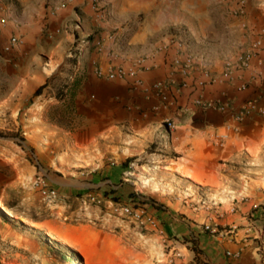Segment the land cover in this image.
I'll use <instances>...</instances> for the list:
<instances>
[{"label": "crops", "instance_id": "crops-1", "mask_svg": "<svg viewBox=\"0 0 264 264\" xmlns=\"http://www.w3.org/2000/svg\"><path fill=\"white\" fill-rule=\"evenodd\" d=\"M66 1L68 0H0V13L6 22L5 27L0 28V44L7 41L11 32V34L25 36L27 46L25 51L0 50V66H2V72H6L0 73V76H12L9 90L0 97L1 109L9 108L14 116H18L19 111L24 108L28 115L25 119L28 128L26 148H20L13 141H0V205L3 207V210L0 209V214L8 219L6 212L12 213H10L11 222L16 228H12L11 236L28 238L36 234L38 230L47 231L50 224L44 216L50 206L67 208L70 205L64 201L57 205L43 204L37 207L30 204L28 198L35 195L34 190L30 189V182L37 173V167L28 159L25 149H32L40 159V163L43 166H50L53 171L55 166L59 168L63 164L61 159L67 157L65 154L74 161L77 159L92 161L99 167H104L105 157L125 160L143 154L154 142L166 144V150L170 153L175 152L177 159H169L167 156L168 159H164L166 160L164 161L165 171L168 174L180 175L189 181L195 196L193 200L220 201L221 205L230 207L231 210L237 205L242 207L243 204H237L243 194L244 181L240 177L243 169L242 162L244 157L254 152V127L259 123H262L260 133L262 137L264 136V116H249L241 130L235 133L230 125L232 123L230 115L233 110L238 109L244 98L250 96V91L239 92L235 87L229 86L231 109L222 113L214 109L202 108L184 110V113L181 112V118L178 119L176 129L170 131L164 127L163 123L167 111L163 108L152 109L154 104L160 102L157 97H145L138 94L132 97L128 95L125 85L118 82L105 86L97 80L95 75L93 78L96 80L84 77L76 90L75 107L78 111L81 110L79 103L81 104L84 94L96 95L100 100L86 103L88 125L75 132L68 143L69 150L62 152L63 142L53 135L55 129L52 131L51 128L54 125L58 127L60 122L51 118L50 110L56 105L62 106L66 98L60 100L55 95L52 96L51 84L45 87L40 95L35 96L38 88L52 76L59 74L56 73L55 67L44 65L43 55L52 61L53 55L59 51L61 60L65 61V53L71 47L68 46L67 40L73 41L76 35L84 40L97 30L95 23L91 20L90 7L81 8L85 0H77L73 3L74 5L55 10L56 6ZM102 3L108 6L111 13L110 19L105 23L107 29L120 26L116 15L151 13L157 6L161 8L157 5V0H102ZM75 5L78 6L77 9H74ZM247 17L251 27L255 31L262 32L264 40V0H248ZM46 24H48L47 32L50 36L42 34ZM60 29L62 32L59 34ZM139 37L137 33L133 38L134 41H137ZM98 39L99 34L95 35V42ZM106 43L113 51L120 52L111 40H107ZM41 45H48L49 49L45 50ZM88 49L89 46L84 48L83 54H86ZM31 51L41 57L39 59L41 73H36L31 68L24 70L21 67L23 57ZM137 54L134 48H127L124 56L129 58ZM262 55L264 57V50ZM108 60V58H102V64L107 63ZM205 64L213 73H220L222 67L213 68ZM88 69L90 73H94L93 62L88 64ZM167 74L168 69L162 66L146 72L144 76L150 82ZM218 90V87L207 89L206 97H215ZM182 102L185 103L186 98ZM26 104L28 105L25 106ZM214 129L219 132H228L229 138L222 144H218L212 135ZM114 169L115 167L109 165L105 168L108 171ZM53 173L48 175L54 187L65 196L74 194L77 188L88 186L80 183L78 179L62 176L55 171ZM12 198L16 200V203L10 204ZM189 205L185 207H190ZM188 209L190 212L186 209L171 210L162 205V208L157 210L164 220L163 226L171 237L169 242L175 244L184 255V258L180 260L186 262L195 256L194 250L187 246L190 241L186 239L196 234L201 241V256L209 264H240L237 261L234 262L231 256H227L226 248L232 249L244 244L242 230L239 229L235 240H227L228 232L225 230H221L220 234H205L202 229H199L198 216L201 212L194 213L195 208ZM231 210H227L225 217L228 220L233 218L237 220V223L242 221L244 218L242 211L236 210L238 212L233 213ZM17 217H25V221L29 223L26 224ZM68 230L73 234L68 235ZM58 233L62 240L70 239L72 236L75 241L80 240L87 251L93 254L97 264H113L117 255L122 256L123 264L128 263V257L123 254L120 242L116 240L113 233L91 225L86 227L82 224L68 225L67 222L59 225ZM15 242L22 246L20 240ZM16 250L19 251L20 248L16 247ZM192 251L193 255H191ZM108 254L111 259H107ZM244 255L245 263L243 264H252L257 261L254 252Z\"/></svg>", "mask_w": 264, "mask_h": 264}, {"label": "rangeland", "instance_id": "rangeland-1", "mask_svg": "<svg viewBox=\"0 0 264 264\" xmlns=\"http://www.w3.org/2000/svg\"><path fill=\"white\" fill-rule=\"evenodd\" d=\"M246 1L248 6V0ZM97 3V7H100L105 13V17L101 20H96L91 0H85L81 7L87 6V9L90 7L91 20L97 28L94 34L85 37L84 40L79 39V35H76L73 41L67 40L68 46L71 47L65 53V61L61 60L59 51L53 55L52 61L43 55L44 65L55 67L56 73H59L58 75L62 76V79L78 86L84 77L95 79L93 78L94 73H90L91 71L88 69L89 63L100 65L102 58H108L111 54L133 59L148 55L154 52L159 44L175 38L183 41L187 49L201 61L215 68L222 67L227 59L240 54L249 46L253 36L251 30L243 26L244 23H250L247 11L241 16L234 12L237 0H157V5H160L161 8L157 6L151 13L116 15L117 23L120 26L113 29H107L105 26L106 21L111 17L108 6L104 5L102 0H98ZM73 7L74 9L78 8L77 5ZM47 29L48 24L43 27L42 34L50 36ZM61 32L60 29L58 33ZM137 33L140 37L134 41L133 38ZM97 34H99V39L95 42ZM12 35L14 33L10 32L7 41L0 44V50L4 52L25 51L27 49L25 36L22 35L25 38L23 46L12 47L9 45ZM107 40H111L120 52L110 49L109 44L106 43ZM80 43L81 45H79ZM41 46L45 50L49 49L48 45ZM87 46L89 49L86 54H83V49ZM127 48H134L138 54L134 57H125ZM40 58L39 54L33 51L28 52L23 57L22 69L31 68L36 73H41ZM0 73H6L2 72V66H0ZM97 80L105 86L118 82L125 85L128 95L132 97L137 95V93L131 94L127 84L123 82L105 81L98 78ZM11 82L12 76H0V97L9 90ZM56 83H58L57 80L50 82L52 87L50 94L54 93ZM76 90L73 94L68 93L66 102L62 106L56 105L50 110L51 118L60 122L58 127L54 125L51 128L52 131L55 129L53 135L63 142L62 152L69 150L68 143L75 132L88 125L86 103L100 100L96 95L84 94L81 104L79 103L81 110L78 111L74 101ZM1 106L0 103V141H13L23 149L17 138L24 137L27 144L28 128L25 119L28 118V115L26 110L22 108L18 116H14L9 108L1 109ZM177 117L180 119L181 115H177ZM261 127L262 123L254 127V152L248 157H244L242 162L243 169L240 177L244 181L243 194L239 203L237 202V204H243L242 207L237 205L231 210L230 207L226 208L221 205L225 215L228 209L233 213L238 212L236 210L242 211L244 216L242 221L237 223V220L233 218L228 220L225 216L221 221L216 217L215 222L220 224L215 226V231H211L204 227L208 210L205 208L200 209L202 211L194 210V213L201 212L198 216L199 229H202L205 234H220L221 230H225L228 232L227 240H235V237H238L239 229L242 230L244 244L232 249L226 248V254L229 250L232 253H240L237 257L227 254L232 257L234 262L237 261L240 264L245 263L244 254L248 252H254L256 255L257 261L252 264H264V136H261ZM166 149V144L154 142L143 154L125 160L105 157L104 167H99L92 161L87 162L81 159L74 161L68 154H65L67 157L61 159L63 164L59 168L55 166L53 171L62 176L78 179L80 183L87 184V188H77L74 194L66 196L61 194L58 189L60 196L57 201H49L34 186L33 177L30 189L34 190L35 195L28 198L33 207L43 204L45 206L46 204L57 205L63 201L70 205L67 208L50 206L44 216L49 221V229L47 231L38 230L36 234L30 235L28 238L11 236L12 228H16L11 222L12 213L5 214L8 219L0 214V264H97L93 254L87 251L80 240L75 241L73 236L70 239H60L59 225L64 222H67L68 225L82 224L84 227L91 225L113 233L116 240L120 242L123 254L128 257L127 264H162L170 257L173 248H175L174 251L181 254L182 252L176 245L169 242L171 237L163 226L164 220L157 211L158 205L161 206L159 208L165 205L167 209H179V211L186 209L190 212L188 208L194 209L195 203L199 200H193L195 196H193V190L190 188L188 180L180 175L168 174L165 171L166 163L164 161L166 160L164 159H168L167 156L169 159H177L175 152L170 153ZM25 150L28 159L34 165L37 164V161L40 162L32 149ZM106 165L115 167V169L105 170ZM44 166L49 174H54L50 166ZM93 195L97 196V200L91 199ZM14 203L16 200L10 199V204ZM123 203L145 207L149 214L159 219L161 223L159 229L144 226L121 213L118 208ZM185 205L190 207H185ZM36 216L39 215L36 214ZM225 218L227 219L225 220ZM18 219L24 222L26 220L25 217ZM25 223L27 224V222ZM230 229H234V232H230ZM67 234L72 235L73 233L68 230ZM232 235L233 237H230ZM16 240H20L22 246H19L15 242ZM186 240L190 241L187 246L194 250L195 256L183 262L180 259L184 258V255L181 254L177 264H209L201 256L202 247L199 236L193 234ZM16 247H19L20 250L17 251ZM194 253L192 251L191 255ZM113 264H123L122 256L117 255Z\"/></svg>", "mask_w": 264, "mask_h": 264}, {"label": "built area", "instance_id": "built-area-1", "mask_svg": "<svg viewBox=\"0 0 264 264\" xmlns=\"http://www.w3.org/2000/svg\"><path fill=\"white\" fill-rule=\"evenodd\" d=\"M77 0H68L55 7V10L65 8ZM92 1L96 20L105 17V13L98 6V0ZM247 11V1L237 0V6L234 12L237 15H244ZM6 22L0 13V28L5 27ZM244 27L251 30L253 34L250 44L234 58L227 59L221 68L220 73L213 71L201 61L194 53L189 51L184 42L171 38L161 44L154 52L126 59L117 54L108 56V62L94 65V75L100 80L120 81L127 84L131 94L137 93L145 97L155 96L160 102L152 106L153 110L163 108L167 111L164 118V127L173 131L178 124L177 115L184 113V110L192 108L214 109L217 112H226L231 109L229 102V86L235 87L239 92L250 91V96L244 98L238 109L233 110L230 119L232 130L237 133L241 130L243 124L251 115H264V40L261 31H255L248 23ZM25 43L22 35H12L9 45L12 47H21ZM168 69L166 76L158 77L150 82L145 78V73L161 68ZM251 71V73H247ZM211 87H218L215 97L207 98L206 90ZM186 102L183 103L182 100ZM182 112V113H181ZM214 140L222 144L229 138L228 132L212 131ZM23 148H26L25 138L18 137ZM37 173L34 176V186L42 192L49 201H57L60 192L54 187L47 169L37 161ZM92 200H97V196H91ZM196 210L207 209L206 221L204 227L207 230L215 231L220 223H216V217L222 219L225 212L221 208L220 201L201 199L194 205ZM121 213L138 221L144 226H150L159 229L161 223L156 216L147 212V209L141 205L132 203H123L118 208ZM234 232V229H230ZM171 250L170 257L162 264H177L181 254L178 251ZM228 255L239 256V252L232 253L227 251Z\"/></svg>", "mask_w": 264, "mask_h": 264}, {"label": "trees", "instance_id": "trees-1", "mask_svg": "<svg viewBox=\"0 0 264 264\" xmlns=\"http://www.w3.org/2000/svg\"><path fill=\"white\" fill-rule=\"evenodd\" d=\"M62 78L63 77L59 76V75L52 76V78H50V80H48L44 85H42L40 88H38V90L35 93V96L40 95L43 92V89L45 87H47L50 84L51 81H56V80L58 81V83H56V85H55L56 89H55V91H53L54 92L53 94L58 99L63 100V99L66 98L68 93L73 94L75 92V90H76L78 85L74 84V83L67 82V81H65ZM129 161H131V159H129ZM159 207H161V206L158 205V208Z\"/></svg>", "mask_w": 264, "mask_h": 264}, {"label": "bare ground", "instance_id": "bare-ground-1", "mask_svg": "<svg viewBox=\"0 0 264 264\" xmlns=\"http://www.w3.org/2000/svg\"><path fill=\"white\" fill-rule=\"evenodd\" d=\"M0 209H2L3 210V207L0 205ZM8 215H10V213H8V212H6ZM25 222H27V221H25ZM27 223H29V222H27Z\"/></svg>", "mask_w": 264, "mask_h": 264}]
</instances>
